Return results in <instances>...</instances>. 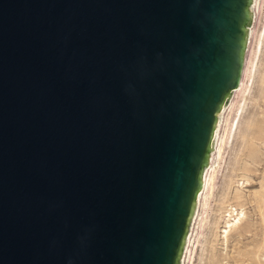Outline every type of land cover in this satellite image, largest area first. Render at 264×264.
<instances>
[{"label":"water","instance_id":"1","mask_svg":"<svg viewBox=\"0 0 264 264\" xmlns=\"http://www.w3.org/2000/svg\"><path fill=\"white\" fill-rule=\"evenodd\" d=\"M263 23L264 0H0V264H196Z\"/></svg>","mask_w":264,"mask_h":264},{"label":"rangeland","instance_id":"2","mask_svg":"<svg viewBox=\"0 0 264 264\" xmlns=\"http://www.w3.org/2000/svg\"><path fill=\"white\" fill-rule=\"evenodd\" d=\"M249 97L198 264L205 263L215 233L213 254L220 260L218 264H264V23ZM227 209L243 211L245 216L224 243L221 232L228 219Z\"/></svg>","mask_w":264,"mask_h":264},{"label":"bare ground","instance_id":"3","mask_svg":"<svg viewBox=\"0 0 264 264\" xmlns=\"http://www.w3.org/2000/svg\"><path fill=\"white\" fill-rule=\"evenodd\" d=\"M250 99V97H249ZM248 99V100H249ZM243 119H244V116L242 118V121H241V125H240V128H239V131H238V135H239V132H240V129H241V126H242V122H243ZM226 176V175H225ZM225 179V178H224ZM224 182V181H223ZM223 185V184H222ZM222 189V187H221ZM221 192V191H220ZM220 195V193H219ZM219 195H218V198H219ZM218 201V199H217ZM216 201V202H217ZM217 204V203H216ZM215 210V209H214ZM245 216L244 212L243 211H237L236 209H231L230 211H228L227 209V215H225V218H228L227 220L225 219V227H224V232H221V234L223 235V242L226 243L228 242L227 240H229L228 236H230V232L232 233V231L242 222L243 220V217ZM212 220V219H211ZM211 220H210V223H211ZM215 221V220H214ZM216 223V221H215ZM214 223V225H215ZM217 227V226H216ZM216 230V229H215ZM214 229L212 231H215ZM218 232V231H216ZM211 233H214V232H211ZM216 235L212 234L213 235V239L214 240H211L213 241L211 246L209 247V250L207 251L208 252V256H206V261L204 264H218V262L220 260H218V258H216V254L214 255L213 252H214V249H215V245H214V242H216L217 240V233H215ZM230 234V235H229ZM206 236L207 234L205 235V238H204V241H203V244H202V248H203V245H204V242H205V239H206ZM211 243V242H210ZM228 244V243H227ZM226 246V245H225ZM207 249V247H206ZM227 250V249H226ZM201 255V254H200ZM200 255H199V258H200ZM204 256V255H203ZM227 256V255H226ZM203 259V258H202ZM227 259V258H226ZM204 260V259H203ZM199 261V260H198ZM198 264V262H197ZM203 264V263H202ZM224 264H229L228 262L224 263Z\"/></svg>","mask_w":264,"mask_h":264}]
</instances>
